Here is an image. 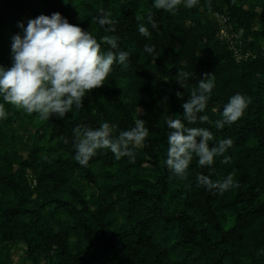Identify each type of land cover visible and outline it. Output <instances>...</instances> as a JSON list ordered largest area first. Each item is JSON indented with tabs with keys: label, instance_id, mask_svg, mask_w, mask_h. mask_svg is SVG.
<instances>
[{
	"label": "trees",
	"instance_id": "1",
	"mask_svg": "<svg viewBox=\"0 0 264 264\" xmlns=\"http://www.w3.org/2000/svg\"><path fill=\"white\" fill-rule=\"evenodd\" d=\"M101 9L116 21L115 33L96 22ZM54 12L88 30L103 52L110 47L103 37H118L131 63L114 64L105 85L64 119L41 121L5 105L0 264H13L20 247L22 264H264V0H200L174 15L155 9L153 0H0V65L12 64L17 22L27 26L29 19ZM215 13L242 32L240 59L218 37ZM150 14L159 30L144 37L138 27ZM146 45L155 47L152 55L144 52ZM178 70L194 73L185 88L176 82ZM205 75L215 82L201 113L209 122L187 126L207 128L216 141L231 138L233 145L227 163L217 157L212 167L200 168L194 157L185 181L165 164L166 122L183 120L182 104ZM237 93L251 99L244 116L217 129L215 121ZM138 112L149 135L135 150L134 164L108 150L98 151L87 167L74 160L77 127L107 122L119 135L135 126ZM197 173L213 181L232 174L238 187L223 195L208 192L197 186Z\"/></svg>",
	"mask_w": 264,
	"mask_h": 264
},
{
	"label": "clouds",
	"instance_id": "2",
	"mask_svg": "<svg viewBox=\"0 0 264 264\" xmlns=\"http://www.w3.org/2000/svg\"><path fill=\"white\" fill-rule=\"evenodd\" d=\"M63 3L67 5L69 0H63ZM199 3L200 0H153V7L174 15L181 6L191 9ZM95 19L106 33H115L116 21L104 9ZM145 19L146 24L141 23L138 31L149 37L151 31L159 30V22L151 14ZM17 27L21 33L12 37V64L8 68L0 65V98L3 101L0 102V121L8 115L6 104L28 115L35 113L41 121L54 116L64 119L74 109L84 107V99L93 89L105 85L114 64L127 67L131 63L129 52L119 46L118 37L105 35L103 40L110 47L103 52L101 44L88 30L70 24L59 12L29 19L27 26L22 21L17 22ZM143 50L152 55L155 47L146 45ZM193 76V72L178 70L176 82L185 88V83ZM212 76L205 75L200 79L198 88L193 89L190 98L182 104L183 120L169 119L166 122L170 131L165 164L181 180L186 181L191 175L194 157L200 168L212 167L217 157H224L223 163L229 159L226 153L233 145L231 138L216 141L209 129L187 126L198 121L201 124L209 122L208 115L201 113L205 112L215 88ZM177 97L182 98L183 93L178 92ZM250 103L251 99L240 93L230 97L221 119L215 121V127L223 129L225 125L231 126L239 121ZM145 124L143 119H137L134 127L119 132V135L114 134V129L107 122L97 128L77 127L72 144L74 160L87 167L98 151L108 150L117 160L127 157L128 162L134 164L135 150L145 146L149 135ZM196 183L198 187L220 195L238 187L232 174L223 180L213 181L197 173Z\"/></svg>",
	"mask_w": 264,
	"mask_h": 264
},
{
	"label": "built area",
	"instance_id": "3",
	"mask_svg": "<svg viewBox=\"0 0 264 264\" xmlns=\"http://www.w3.org/2000/svg\"><path fill=\"white\" fill-rule=\"evenodd\" d=\"M217 27H218V37H220L222 40H225L229 47H232L234 52L236 53L237 59H240L242 57L241 53H237L239 50L236 44H241L240 37L242 36L241 31H234L233 28L227 24V17H225L223 14L215 13L213 15Z\"/></svg>",
	"mask_w": 264,
	"mask_h": 264
},
{
	"label": "rangeland",
	"instance_id": "4",
	"mask_svg": "<svg viewBox=\"0 0 264 264\" xmlns=\"http://www.w3.org/2000/svg\"><path fill=\"white\" fill-rule=\"evenodd\" d=\"M142 2H144L145 0H141ZM190 23L187 22V25H189ZM238 54L240 53L239 51L237 52ZM142 112H138L136 114V120L137 119H143L142 118ZM16 119L13 117V121H15ZM105 173L104 172H99V182L100 184H104L105 183ZM72 243L75 244V239L72 238ZM21 254H22V247H20L19 249H16L13 253H12V258H13V261L14 263L13 264H22L21 263ZM41 264H47L46 262H41Z\"/></svg>",
	"mask_w": 264,
	"mask_h": 264
}]
</instances>
